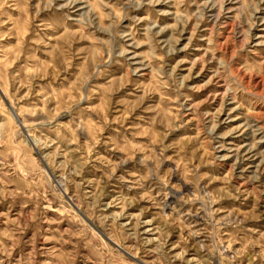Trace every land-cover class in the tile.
<instances>
[{"label":"rangeland","instance_id":"obj_1","mask_svg":"<svg viewBox=\"0 0 264 264\" xmlns=\"http://www.w3.org/2000/svg\"><path fill=\"white\" fill-rule=\"evenodd\" d=\"M0 264H264V0H0Z\"/></svg>","mask_w":264,"mask_h":264}]
</instances>
